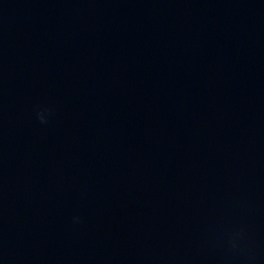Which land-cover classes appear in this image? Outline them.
I'll use <instances>...</instances> for the list:
<instances>
[{"label": "clouds", "instance_id": "9594fccd", "mask_svg": "<svg viewBox=\"0 0 264 264\" xmlns=\"http://www.w3.org/2000/svg\"><path fill=\"white\" fill-rule=\"evenodd\" d=\"M39 119H40L41 123H46V120H45V118H44V116L42 114L39 115ZM78 219L79 218H74V221L78 222Z\"/></svg>", "mask_w": 264, "mask_h": 264}]
</instances>
